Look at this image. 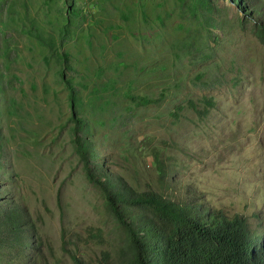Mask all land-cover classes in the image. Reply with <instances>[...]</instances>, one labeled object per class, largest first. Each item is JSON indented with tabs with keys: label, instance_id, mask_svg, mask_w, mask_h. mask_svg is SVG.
<instances>
[{
	"label": "rangeland",
	"instance_id": "obj_1",
	"mask_svg": "<svg viewBox=\"0 0 264 264\" xmlns=\"http://www.w3.org/2000/svg\"><path fill=\"white\" fill-rule=\"evenodd\" d=\"M241 2L0 0L1 200L25 207L44 259L73 264L65 241L100 264L126 243L85 175L72 116L132 186L197 189L264 227V44Z\"/></svg>",
	"mask_w": 264,
	"mask_h": 264
},
{
	"label": "trees",
	"instance_id": "obj_2",
	"mask_svg": "<svg viewBox=\"0 0 264 264\" xmlns=\"http://www.w3.org/2000/svg\"><path fill=\"white\" fill-rule=\"evenodd\" d=\"M242 1L239 5L246 19L252 22L255 35L264 44V2ZM64 77L74 108L75 85L70 76ZM72 118L73 141L85 175L101 189L106 209L126 240L117 257L106 255L100 264H264L263 226L252 227L245 214L228 213L208 204L197 189L182 197L139 190L123 174L99 162L94 142L88 137V125L81 116ZM156 159L159 164L161 161ZM158 166L160 171L165 170L163 165ZM6 190L7 186L0 187V251L9 257L4 259L11 262L22 254L29 257V264H57L43 258L36 226L25 207L13 198L1 200L7 196ZM89 235L95 237L97 230L89 228L84 239ZM62 246L73 264H93L76 248L66 246L65 241ZM30 250L34 252L30 254Z\"/></svg>",
	"mask_w": 264,
	"mask_h": 264
}]
</instances>
